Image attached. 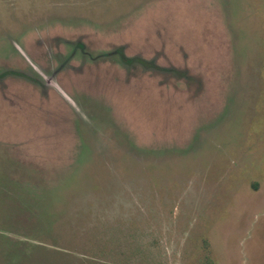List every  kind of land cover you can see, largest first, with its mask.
<instances>
[{
    "label": "rangeland",
    "instance_id": "1",
    "mask_svg": "<svg viewBox=\"0 0 264 264\" xmlns=\"http://www.w3.org/2000/svg\"><path fill=\"white\" fill-rule=\"evenodd\" d=\"M0 264H264V0H0Z\"/></svg>",
    "mask_w": 264,
    "mask_h": 264
}]
</instances>
